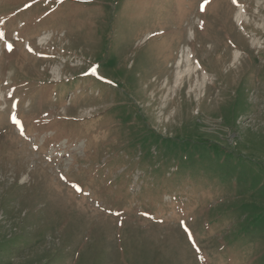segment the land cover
<instances>
[{"label": "rangeland", "instance_id": "374dc122", "mask_svg": "<svg viewBox=\"0 0 264 264\" xmlns=\"http://www.w3.org/2000/svg\"><path fill=\"white\" fill-rule=\"evenodd\" d=\"M203 2L0 0V264H264V0Z\"/></svg>", "mask_w": 264, "mask_h": 264}, {"label": "snow or ice", "instance_id": "6c2138e0", "mask_svg": "<svg viewBox=\"0 0 264 264\" xmlns=\"http://www.w3.org/2000/svg\"><path fill=\"white\" fill-rule=\"evenodd\" d=\"M208 2H209V0H204L203 4L201 5V9H200L201 11H204V10H205V9H204V5H206ZM236 2H237V0H233V3H236ZM0 35H2V33H0ZM7 49H8L9 52H11V51L13 50V45H12V44H7ZM31 50H32V49H29V51H31ZM90 71H91L93 74H95L96 69L93 67V68L90 69ZM86 74H87V73H86ZM11 118H12V120H13L14 123H17V124L20 123L19 120H17V118H16L15 115H12ZM73 187L76 188L77 191H82V189H80L79 186H77V185H73ZM117 215H119V213H117ZM183 223H184V222L181 221V224H183ZM189 239H190V240L192 239L191 233H189ZM197 250L199 251V249H197Z\"/></svg>", "mask_w": 264, "mask_h": 264}, {"label": "bare ground", "instance_id": "6f19581e", "mask_svg": "<svg viewBox=\"0 0 264 264\" xmlns=\"http://www.w3.org/2000/svg\"><path fill=\"white\" fill-rule=\"evenodd\" d=\"M238 54H239V52L236 53V56H238ZM188 57H189V55H188ZM191 70H193V65H192L191 61L188 59V65H187V70L186 71L190 72ZM183 73H184L183 70L180 68L179 69V74L182 75Z\"/></svg>", "mask_w": 264, "mask_h": 264}]
</instances>
